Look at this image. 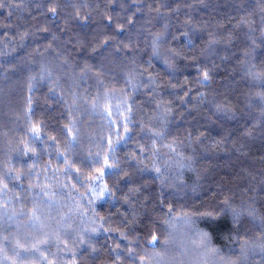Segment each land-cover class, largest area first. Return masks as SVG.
I'll list each match as a JSON object with an SVG mask.
<instances>
[{"label": "trees", "instance_id": "1", "mask_svg": "<svg viewBox=\"0 0 264 264\" xmlns=\"http://www.w3.org/2000/svg\"><path fill=\"white\" fill-rule=\"evenodd\" d=\"M262 96L264 0H0V264H264Z\"/></svg>", "mask_w": 264, "mask_h": 264}, {"label": "snow or ice", "instance_id": "2", "mask_svg": "<svg viewBox=\"0 0 264 264\" xmlns=\"http://www.w3.org/2000/svg\"><path fill=\"white\" fill-rule=\"evenodd\" d=\"M49 11H51L53 14H55L56 9H55V7H53L51 9H49ZM105 43H107V41H105ZM177 55H178V53H177ZM245 55L247 56L248 54L246 53ZM246 71H248L249 74H253L254 75V73H252V71H251V68L246 69ZM209 79H210L209 73L207 71H204L203 74H202V82H206ZM261 98L264 99V96H262ZM32 131H33V134L34 135L38 134L40 132L39 126L34 125L33 128H32ZM128 131H129V129L125 126V132L127 133ZM157 135H159V133H157ZM28 151H33V149H30L29 148ZM105 166L110 168V167H114L115 165L108 164L107 159H105ZM158 171H159V169H157V172ZM17 179H19V176L17 177ZM4 188L6 189L7 188V185H4ZM93 191H95V189H93ZM105 191H107V188L106 187L104 189H101L100 190V193H98V198H99V195L102 194ZM232 212H233V215L234 216H238L239 215V213L235 209H232ZM33 215H35V213H33ZM209 239L210 238L207 235V233H201L200 234V240L205 245L209 242ZM155 240H156V237H153V241H155Z\"/></svg>", "mask_w": 264, "mask_h": 264}]
</instances>
